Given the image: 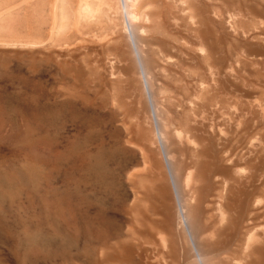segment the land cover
Masks as SVG:
<instances>
[{"label":"bare ground","instance_id":"6f19581e","mask_svg":"<svg viewBox=\"0 0 264 264\" xmlns=\"http://www.w3.org/2000/svg\"><path fill=\"white\" fill-rule=\"evenodd\" d=\"M218 1L0 0V65L45 71L73 90L55 97L50 113L8 117L65 123L82 109L85 123L70 143L73 193L80 208L87 188L105 207V227L87 236L84 252L54 232L48 240L59 246L41 262L264 264V137L254 147L237 112L244 52L232 45L223 53L242 39L264 45L241 22L249 6L263 16L264 0H225L233 5L229 14ZM90 112L114 128L94 135ZM21 231V241L41 235L38 227ZM2 235L0 264L37 262L33 248L19 255Z\"/></svg>","mask_w":264,"mask_h":264},{"label":"rangeland","instance_id":"374dc122","mask_svg":"<svg viewBox=\"0 0 264 264\" xmlns=\"http://www.w3.org/2000/svg\"><path fill=\"white\" fill-rule=\"evenodd\" d=\"M218 3L222 10L231 13L229 9L233 7V5L230 2L219 0ZM249 7L251 8L252 14H250V18L241 17V22L245 21L242 23L244 24L242 26L246 31H249L250 34L252 32L253 34L251 35H257L264 40V15H258L256 12V6L253 5ZM226 8H228V10ZM228 14L227 17L231 15ZM228 20L231 21V19L228 18L225 20V23L229 22ZM205 29L206 28H204V31H206ZM230 31L231 30L228 26L226 33H222V37L224 39H230ZM241 41L225 45L223 53L226 54L230 52V49L233 46H240L239 49L241 48V51L244 52L242 53V56L239 57V63H237L239 70L243 73L244 81L242 80L243 82L241 81L237 83L240 90L237 92L236 106L238 109V115L244 120V122L247 120L245 122L246 125H244V132L247 133L249 140L255 147L259 143V137H264V45L262 46L257 42L248 43V41L243 40L245 42L244 44V42L242 41L241 43ZM53 78H55V80ZM64 83V81L60 80L59 76H52L45 71H36L34 74L26 73L23 68L19 67L14 62L9 61L4 65H0V187L3 188H0V192L2 193L0 194V199L2 202L5 199L2 204V207L4 208L1 207L2 211L0 212H5L7 215L0 213V239L3 237L2 233L8 234V245L13 248L17 247V253L19 255L24 251V247L29 246L33 248L34 259L32 260L37 261L13 262V264H62V262H41V258H43L42 255L47 252H50L51 254L52 251L54 252L55 249L58 248L56 246H59L57 241L53 242L48 240L51 233H62L61 235H66L69 238L74 239L75 242L77 240V244H75L74 248L81 253L86 249L85 240L87 236H89V234H99L105 227V223L102 221L104 220L105 207L101 206L100 202L93 201L88 195V188L86 191H83L82 196L84 195L83 197L86 201L82 199L83 197L81 198V200L85 201L81 208L77 206L76 193H73L74 188L71 178L73 171V152L72 144L70 143L73 141V135L75 132L80 130L85 123V121L83 122L84 119H80L81 116L79 115L80 111L83 110L77 108L75 114L71 113V115L69 114L70 116L67 115L64 119L65 123L61 118L59 119L61 121L53 120V122L48 120L47 122V120L45 121L41 118L29 117L26 119H11L8 117L11 112L13 114H30L35 112V114H39L42 111V113H50L56 110L58 106H53L54 101L57 100V98H60L62 94L73 91L67 83ZM57 94H59V97ZM55 97L57 98L55 99ZM47 101H50L51 105L50 103L47 104ZM47 105L50 106L48 107ZM261 108L263 109V112L261 111ZM77 111H79V114ZM208 111L210 112V114L208 113L209 115L206 114ZM240 112H242V114ZM83 113L84 112H81V114ZM90 113L94 114L89 118L91 124L90 131L91 133L94 131V135H96L101 129V132H105L111 130L110 127L114 128L116 123L110 122L106 118L101 119L104 121L103 122L97 115H95L97 113ZM220 113L221 112H219L217 117L215 116L217 121L222 120ZM205 114L207 115L205 117L209 119L212 117L213 113L210 108H205ZM107 121L114 126L106 124L108 123ZM62 122L63 124H61ZM83 133L85 134L86 131H83ZM93 134H91V136ZM62 146L66 147L64 151L62 150ZM235 154L236 156L240 154L238 144H236ZM65 156H67V158ZM62 157H65L66 159H63ZM20 160H23L24 163L26 162L27 164H24L25 166H23L21 163L22 166L20 168L18 167L19 169L17 170L10 168L12 164ZM60 161H64V163H61ZM11 189L13 190L11 191ZM10 191L13 192V194ZM27 192L29 194H27ZM15 193L19 197H16ZM25 197L30 198V200H26ZM17 200L19 202H17ZM19 206L21 211L23 210L22 213L14 212V209L16 210ZM95 213L96 215H99V217H97ZM94 217L96 222L93 220ZM37 218L41 221L39 220V222ZM90 223L92 225L95 224L94 227ZM53 224L54 227H52ZM37 227L41 230L39 239L36 238V240L33 241L32 236L30 235L31 237H28L26 239L27 241H21V238L19 237V233L22 232L21 230H28L27 232L34 234ZM34 247L44 250L37 252ZM89 250L90 249L88 248V252ZM90 259L88 258L84 260L83 258V262H76V264H104L103 262H89Z\"/></svg>","mask_w":264,"mask_h":264}]
</instances>
